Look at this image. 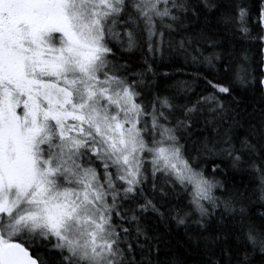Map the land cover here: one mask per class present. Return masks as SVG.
Returning a JSON list of instances; mask_svg holds the SVG:
<instances>
[{"label":"snow or ice","instance_id":"obj_1","mask_svg":"<svg viewBox=\"0 0 264 264\" xmlns=\"http://www.w3.org/2000/svg\"><path fill=\"white\" fill-rule=\"evenodd\" d=\"M189 255L264 264V0H0V264Z\"/></svg>","mask_w":264,"mask_h":264},{"label":"trees","instance_id":"obj_2","mask_svg":"<svg viewBox=\"0 0 264 264\" xmlns=\"http://www.w3.org/2000/svg\"><path fill=\"white\" fill-rule=\"evenodd\" d=\"M205 55H207V53H205ZM129 59H131L133 61V63L139 64L142 62L143 57L141 55V53L139 52V50H135L131 53L128 54ZM201 67H205V66H201ZM186 72L191 73L193 71L192 68H188L185 69ZM157 72V77L158 78H162V74L163 73H174V69L170 68V67H164V66H160L156 69ZM182 78V77H181ZM237 95L238 99H242L243 103H251L252 101L249 99V94L246 93L244 91V89L237 84L236 86V93H234ZM173 232H174V237L176 239H183V229L182 228H176L175 225H173ZM182 251V250H181ZM196 259V257L194 255H189L188 256V261L189 264H193V261Z\"/></svg>","mask_w":264,"mask_h":264}]
</instances>
